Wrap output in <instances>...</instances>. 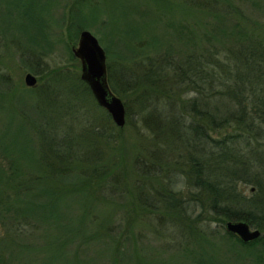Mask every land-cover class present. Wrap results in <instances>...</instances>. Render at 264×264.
I'll list each match as a JSON object with an SVG mask.
<instances>
[{
    "label": "rangeland",
    "instance_id": "rangeland-1",
    "mask_svg": "<svg viewBox=\"0 0 264 264\" xmlns=\"http://www.w3.org/2000/svg\"><path fill=\"white\" fill-rule=\"evenodd\" d=\"M209 1L0 0V264H264V190L219 167L264 179V121L260 134L232 121L193 149L168 124L174 113L188 127L193 101L237 117L227 86L246 47L264 49V0ZM84 29L105 50L123 126L81 78ZM144 76L167 91L143 102ZM216 210L246 214L259 236L239 243L225 223L242 219Z\"/></svg>",
    "mask_w": 264,
    "mask_h": 264
},
{
    "label": "trees",
    "instance_id": "trees-1",
    "mask_svg": "<svg viewBox=\"0 0 264 264\" xmlns=\"http://www.w3.org/2000/svg\"><path fill=\"white\" fill-rule=\"evenodd\" d=\"M217 0H213V2L210 0L209 4L212 3H216ZM247 50V54H246V59L245 61L242 60L241 64H239L240 68H237L236 74H235V78H234V88L232 89L231 85L227 86V89L230 90L227 92V95H230V97H228V103L229 100L231 101L234 100L237 110L236 113L238 114L237 117H234L233 115H229L227 113H225L223 116L219 111H215L213 112H207V111H203L201 112L199 110V108L197 107L196 103L193 101V105L192 107L189 109L192 113L188 114L184 109L185 113L187 115L190 116V119H192V121H190V124L188 125H184L181 121L180 122L179 119L176 122L175 121V117H177L174 113H172L173 115V119H170L171 121L168 123L170 125L169 128L174 127L177 128V130H173L174 133H176V137L181 139L184 143L185 146H187L190 142H191V138H196L201 139L202 137H204V135H208V137L212 138L211 134L212 132L214 133H219L222 130H225L228 128V125L230 122L235 121L236 123H240L242 121L245 122V128L248 131V133L251 132H255V130H259V134L262 132L261 129H257L259 128L258 126H256V123H262V121H264V93L262 90V86H263V79L264 77H262V72H263V65L262 63H264V49H261L258 47V45H249V48L246 47ZM175 51H177V48L175 49ZM244 61V62H243ZM177 65L179 66L178 68L181 67V62L176 61ZM165 70V69H164ZM163 69H158L157 72L163 73L164 72ZM230 69H228L229 71ZM230 72V71H229ZM168 75V73H167ZM145 80L144 82H142L141 86L147 90L148 93H142V101L145 102L146 100H148V98L146 97V94L152 95V93L149 92H154L157 93L158 95L162 93L163 91H167L165 90V88H161L160 85H158L159 83L163 84V79L162 77L160 81L155 82L154 80H151V77H146L144 76ZM170 79L173 78V76L170 74L169 77ZM134 80V79H133ZM138 81V80H137ZM135 81V82H137ZM170 81V80H168ZM124 82V81H123ZM183 82V79H182ZM221 82H226L224 79H222ZM165 84V83H164ZM177 86V89L181 88L182 83H174ZM219 93V92H218ZM258 93V94H257ZM167 95L168 98H170L171 101H175V97H176V93H169L172 94V96H170L168 93H165ZM182 103H185L184 101L181 100ZM170 107H173L172 102H169ZM143 109L145 110V107H143ZM248 109L252 112L256 114V117L254 116L252 118V120H247V114H248ZM161 112L158 111V119H160L161 121V117L162 115L159 114ZM180 113V112H179ZM146 117L147 113L144 115ZM145 120V119H144ZM176 122V124L173 123ZM264 123V122H263ZM173 125V126H172ZM181 129V130H180ZM165 133H168L169 135L171 134L170 129H166ZM245 134V133H244ZM233 139V138H232ZM230 139V140H232ZM196 145V143H194ZM193 144H190L187 147H191L193 149ZM195 147V146H194ZM189 149V148H188ZM223 151V149H221V152ZM221 152H218V154H216L214 160L216 163H218L216 161V158L220 155ZM240 152V151H239ZM241 153V152H240ZM223 155H226V157H231L233 158L232 161L235 160L234 158V154L233 152H224ZM241 157L245 158V155L241 153ZM264 158L261 157L260 161L264 162L263 160ZM219 167L221 170H223V168H225V170L228 171L227 177L231 178V181H238L241 180L242 182H246V183H252L255 186H258L259 189L258 190H264V179L259 178L258 176H252L251 174H246V175H241V174H237L236 170H238L237 168H234L233 166H229L228 163L226 164V160L225 159H220L219 160ZM225 164V165H224ZM224 165V166H223ZM195 168V172L197 173L198 171H200L202 168L199 167ZM233 168V169H231ZM198 174V173H197ZM195 184H199L200 187H205L207 183H205L202 180H197V182H195ZM214 200V199H213ZM215 201V200H214ZM264 207V206H263ZM216 209V208H215ZM217 213L219 215L224 216L226 219L228 220H232V219H242V220H246L248 222H250L251 220L248 218V216L246 214H231L228 211H219L216 210ZM39 212L37 211V213H32L33 214H38ZM263 219V218H261ZM251 223V222H250ZM257 225V227H262L261 225L263 223H254ZM233 237H236L237 240H239L238 242L243 243L235 234L230 233ZM245 244V243H244ZM249 253L251 256H255L252 252V250L250 248H248ZM252 252H251V251Z\"/></svg>",
    "mask_w": 264,
    "mask_h": 264
},
{
    "label": "water",
    "instance_id": "water-1",
    "mask_svg": "<svg viewBox=\"0 0 264 264\" xmlns=\"http://www.w3.org/2000/svg\"><path fill=\"white\" fill-rule=\"evenodd\" d=\"M72 52L81 64V78L88 84L97 103L106 109L113 122L118 126L125 123V108L122 100L110 89L107 81L105 50L97 38L88 30L79 33ZM36 77L31 73L25 75V85L34 86ZM225 229L246 242L259 236L258 229H251L243 220L228 221Z\"/></svg>",
    "mask_w": 264,
    "mask_h": 264
}]
</instances>
